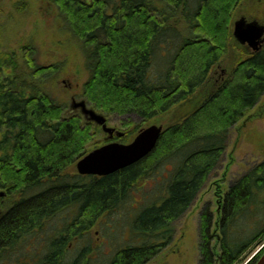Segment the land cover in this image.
<instances>
[{
    "label": "trees",
    "instance_id": "trees-1",
    "mask_svg": "<svg viewBox=\"0 0 264 264\" xmlns=\"http://www.w3.org/2000/svg\"><path fill=\"white\" fill-rule=\"evenodd\" d=\"M52 1L86 53L90 75L84 98L98 113L123 117L124 128L134 126L130 135L117 129L125 136L112 139L130 143L142 127L206 85L228 51L240 0ZM166 47L174 51L162 54ZM156 60L158 74L153 73ZM29 69L21 70L13 54L0 51V190L10 200L0 217V264L21 245H31L46 222L69 208L74 209L71 220L44 242L43 254L33 257H42L40 264H88L89 248L66 262L69 244L123 205L136 185L174 163L159 186L164 193L137 210L142 211L129 236L134 242L108 263L148 264L170 244L175 223L221 165L233 129L264 96L263 48L242 57L195 111L163 130L147 157L108 176H84L68 171L111 140L91 148L101 128L80 115L65 117L66 105L37 82L54 67ZM225 200L218 251L212 246L211 216L205 218L203 264H240L264 242V160L232 182ZM245 218L247 228L237 226Z\"/></svg>",
    "mask_w": 264,
    "mask_h": 264
},
{
    "label": "rangeland",
    "instance_id": "rangeland-1",
    "mask_svg": "<svg viewBox=\"0 0 264 264\" xmlns=\"http://www.w3.org/2000/svg\"><path fill=\"white\" fill-rule=\"evenodd\" d=\"M243 17L248 21H258L264 25V0L239 1L231 18L232 40L228 51L206 85L194 96L168 113L156 117L142 129L157 125L163 126L165 130L183 120L200 106L205 97L224 83L242 57L252 53V48L242 45L234 37L235 23ZM0 51L13 54L23 71L30 72L29 65L52 69L54 67V73L41 77V81L37 80L39 85L54 99L66 105L65 117L80 115L85 122H92L101 128L102 133L95 137L90 144L91 148L105 142L108 134L102 130V127L91 121L81 107L75 108L76 104L87 103L83 96V86L90 75L88 60L83 44L69 31L52 0H0ZM173 51L166 47L162 54L170 55ZM159 69L161 64L156 60L153 73L158 74ZM87 106L89 109H94L88 103ZM105 117L108 126L129 132V135L135 128L134 126L124 128L121 125L123 117ZM135 137V134L132 135L131 140L133 141ZM262 160H264V96L233 129L221 165L211 175L191 208L175 223L171 244L148 264H203L202 228L205 218L202 211L211 209L214 215L217 214V199L228 193L231 183L236 178L247 173ZM175 165L168 163L149 181L140 182L127 201L115 212L103 215L82 238L74 239L67 248L66 262L73 261L82 249L89 248L90 254H86L87 262L90 261L88 264H108L110 257L112 258L118 249L133 243V238L129 237L131 224L142 211L137 213V210L160 197L161 192L164 193L159 186L164 185L169 179ZM68 172L78 173L77 166L74 165ZM9 202L7 196L0 197V217L6 212ZM73 210V208L64 210L58 217L46 222L45 230L38 234L36 241L46 243L50 235L52 236L71 220ZM259 217L262 218L261 215L256 216L257 222ZM236 224L241 228L248 226L246 218L240 219ZM210 232L213 236H211L212 246L217 247L218 251L220 241L216 237L220 238V233L215 232V229H211ZM45 243L36 247H32L29 243L21 245L22 247L16 250L14 255L7 257L4 264H15L18 258L33 257L40 252L43 254L46 250ZM262 250H264V242L250 250L240 264H250ZM41 259L40 256L37 259L33 257L23 264H40Z\"/></svg>",
    "mask_w": 264,
    "mask_h": 264
},
{
    "label": "water",
    "instance_id": "water-1",
    "mask_svg": "<svg viewBox=\"0 0 264 264\" xmlns=\"http://www.w3.org/2000/svg\"><path fill=\"white\" fill-rule=\"evenodd\" d=\"M234 37L239 43L248 44L258 51L264 43V26L245 19L239 20L235 23ZM77 107H81L91 121L102 127L109 140L125 136V133L108 126L107 118L94 109H89L86 102L76 104L75 108ZM163 130V126L151 125L142 129L130 143L110 142L91 151L77 163L78 173L104 177L138 163L155 149ZM4 196L6 192H0V197ZM253 264H264V252Z\"/></svg>",
    "mask_w": 264,
    "mask_h": 264
},
{
    "label": "flooded vegetation",
    "instance_id": "flooded-vegetation-1",
    "mask_svg": "<svg viewBox=\"0 0 264 264\" xmlns=\"http://www.w3.org/2000/svg\"><path fill=\"white\" fill-rule=\"evenodd\" d=\"M242 19H245L247 22H257V23H259L258 21H248L246 18H241L240 20H242ZM239 21V20H238ZM260 24V23H259ZM261 25V24H260ZM264 26V25H263ZM242 45H247V46H249L248 44H242ZM250 48H252L251 46H249ZM264 48V43L261 45V47H260V49L258 50V51H255L253 48H252V53L251 54H254V53H256V52H259V51H261L262 49ZM110 142H115V141H113V140H111ZM109 142V143H110ZM257 165V164H256ZM231 185H232V183H231ZM231 187V186H230ZM227 195V194H226ZM226 195H224V196H220L218 199H217V203H216V205H217V214H215L214 215V213L211 211V209H209L208 211L207 210H204V211H202V214H203V216H204V218H206V216L207 215H209V216H211V229H215V232H217V231H219V229L221 228V224H222V216H223V213H224V209H225V204H226ZM5 214V213H4ZM183 217V216H182ZM173 238H174V235H173V237H172V240H171V242L173 241ZM217 238V240H220V238L219 237H216ZM213 240H214V238H213ZM171 242H170V244H171ZM38 244H44V242H40V241H32V243H31V245L34 247V245L36 246V245H38ZM169 244V245H170ZM168 245V246H169ZM19 260L22 262V259H20L19 258Z\"/></svg>",
    "mask_w": 264,
    "mask_h": 264
}]
</instances>
